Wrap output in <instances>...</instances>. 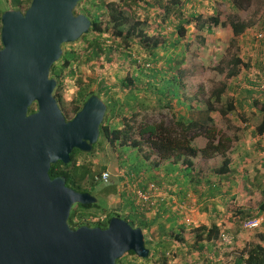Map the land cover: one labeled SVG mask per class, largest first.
Here are the masks:
<instances>
[{"label": "trees", "instance_id": "16d2710c", "mask_svg": "<svg viewBox=\"0 0 264 264\" xmlns=\"http://www.w3.org/2000/svg\"><path fill=\"white\" fill-rule=\"evenodd\" d=\"M188 1L80 0L74 8L75 13H84L91 20L89 31L79 37L86 42L84 47L86 54L83 62L90 63L104 54L106 61L109 63L114 58H119L130 61L132 67L130 74H127L128 76L125 75L118 80L117 84L111 85L114 89L118 86L120 89L118 92L122 91L123 93L119 95L117 90H114L109 96L106 102L107 110L109 108V111L106 110V117L104 116L100 124V135L115 149L130 147L135 150L136 159L142 161L143 168L140 170L136 166L133 169L134 165L124 168L122 164L123 155L119 154L120 168L125 169L120 176L121 187L117 189L115 185L111 184L108 185V191L110 194L117 193L123 203H125L126 208H130V211L125 212V207H123V210L110 212L109 217H124L132 226H140L145 232H150L154 224H158L159 239L156 243L155 241H150L154 245L151 247L152 249L148 247L149 255L145 258L146 263H148L147 261L151 256L158 255L157 253H161L165 258L173 244H179L176 251L179 250L178 248L184 250L181 245L186 240L185 238L183 239L182 234L190 233L194 238L193 245L197 247H194L195 250H204V252L202 251L204 256L200 255L198 260L203 256V260L207 264L212 262V257L217 256L218 252L222 255L234 254L233 260L229 264H264L263 244L259 242L252 243L247 249H242V246L239 245V247L236 246L239 230H246L241 227V223L243 220L251 218L250 214L240 213L241 217L239 220L237 219L240 222L236 225L234 231L231 230L233 233L232 239L224 241L221 235H228L227 230L222 231L215 224L209 227L205 225L193 227L192 223L183 222L181 214L173 208L176 203L192 197L193 191L186 187L184 189L186 184H190L195 190V187L204 178L200 171L193 168L192 157L194 155L200 154L203 157L219 155L221 157L220 166L214 169V172H210L209 175L222 176L223 178L224 174L229 172L227 167L229 158L226 152L230 147L232 137L221 129L216 128L215 120L219 116H227L234 113L236 108H243V100L247 99L249 95L253 97L254 91H256L253 88L250 90L243 87L240 88V98L237 96L234 99L223 102L222 96L224 92L227 89H233L234 84L221 83V85L212 90L204 106L194 104L193 101L196 95L192 98L186 97L184 99L181 92V78L184 75V70L181 69V66L185 62V45L182 44V40L186 39L191 23L194 22L195 26L208 31L207 33H211V25L228 26L232 30L234 38L246 28L245 22L239 19L235 20V18H230L226 22V20H221L214 11H212L214 12L213 14H206V17L201 22L202 18L201 16L199 17L201 14L198 15L192 8H189L188 12L185 9V4ZM244 1L248 2V0H232L233 8L236 10L244 9L246 7L244 6ZM9 2L12 8L20 9L23 3L29 4L30 0H9ZM155 7L156 9L159 8L160 12L151 14L150 11L155 10ZM3 11L4 9L0 7V18ZM197 20L200 23H195ZM204 21L209 24H205ZM150 23L155 24V26L148 29L147 25ZM168 27L170 30L167 29ZM150 30L153 31L152 34ZM188 36L190 37V35ZM201 40H204L203 37ZM77 60L78 54L74 49L65 50L60 59L53 63L50 68V76L57 80L54 96L58 103L61 101V96L58 92L60 79L62 77L74 78L77 71L73 66ZM229 65L226 76L228 78H236L241 70L249 68L250 63L243 61L239 57H233L229 60ZM163 75L166 77L163 78ZM245 81L248 82L249 80ZM94 82H96V78H90L87 83L83 82L81 78H77V89L73 98L72 108L69 110L61 108L66 119L69 118V112L71 114L76 113L89 96L92 94L99 95L98 91L91 90ZM139 84L141 85L140 87H138ZM148 88H153L156 95L155 102L158 106L168 107L172 111L174 116L173 126L165 127L162 122L136 126L132 123L135 121L133 116V118L131 117L132 119L123 116L113 123L110 121L111 116L118 115L120 111L126 114L130 112L129 114L135 115L138 105L142 107L150 105L153 98L146 95L147 99L144 100L141 96H138L139 92L146 93ZM257 90L261 91V88ZM126 95L131 98L128 101V105H124V107L117 104L114 105V102H122L121 98ZM256 98L254 97L252 101L254 105L261 103L262 116L254 131L258 136H264V102ZM191 99L193 101L188 102ZM215 103H221V106L216 108ZM29 110L33 111V106ZM133 134H136L140 139L133 138ZM143 144L154 150L157 155L156 159L150 160L153 152H150V150L148 152L143 151ZM73 153L74 151L71 152L70 156ZM60 164L63 163L57 161L51 164L49 169L51 176L58 174L60 171L66 172L64 166L61 167ZM208 180H210V176ZM135 183L142 190H146L151 183L155 184L165 192L164 196L156 197V200L152 203L142 206L136 203L135 195L129 187V185ZM160 201L164 204L166 201L170 202L168 206L173 214L172 216L170 215L171 218L168 221L172 225H176L177 228L168 229L165 226V222L161 220L163 218L162 215H157L156 218L152 219L146 216V213L156 208ZM258 208L261 213H264V192L258 203ZM261 213L256 216L261 215ZM158 214L160 215V212ZM235 246L238 248L237 250H230ZM188 252L190 253V250ZM127 253L134 254L132 251ZM207 253L212 254V256H206L205 254ZM124 264L140 263L124 262ZM162 264H166L164 259ZM214 264H217V262H214Z\"/></svg>", "mask_w": 264, "mask_h": 264}, {"label": "water", "instance_id": "95a60500", "mask_svg": "<svg viewBox=\"0 0 264 264\" xmlns=\"http://www.w3.org/2000/svg\"><path fill=\"white\" fill-rule=\"evenodd\" d=\"M79 1L30 0L24 10L1 14L0 264H117L128 251L149 255L144 230L118 216L80 239L67 217L74 203L91 197L68 188L63 176L49 175L51 164L70 161L73 148L91 149L107 110L92 94L66 119L54 96L50 68L62 45L91 26L88 16L74 12Z\"/></svg>", "mask_w": 264, "mask_h": 264}, {"label": "rangeland", "instance_id": "374dc122", "mask_svg": "<svg viewBox=\"0 0 264 264\" xmlns=\"http://www.w3.org/2000/svg\"><path fill=\"white\" fill-rule=\"evenodd\" d=\"M250 1L251 3L253 1V5L250 4L251 6H248L249 8L245 7L244 12H241L243 17L244 14H247L245 17L247 24L251 22L255 23L256 18L257 17L260 18V16H262L264 12V0H248V2L244 1V6L249 5L248 3ZM27 5H28L27 3H23L20 9L24 10L27 7ZM224 5H222V10H221L222 18H223L222 20L224 21L226 20V22L230 18H235V20L238 19L240 20L241 16L236 13H233L237 11L236 9L235 11H233L225 7ZM0 7L4 10L8 8H12L9 0H0ZM240 10L242 11L243 9ZM141 16L143 17L142 14ZM154 26L155 24H151V23L147 25L148 29H151ZM191 27H192L191 36L182 40V44L185 45V62L181 66V69L184 70V75L181 78L182 81L181 92L184 96V99L186 97L192 98L194 95H196L194 101L193 99H191V101L188 100V102L193 101L194 104H196L197 106H204L212 90H214L216 87L221 85V83H225L227 85L232 83L234 84L233 89H227L224 92L222 96L223 102H225L226 100L234 99L236 96H238L237 91L239 87L243 88L245 86L247 87L253 86L254 90H256L257 92H261L262 96H264V92H263L264 79L263 81H261V79L259 78L257 81L247 82L243 79H240V77L228 78L226 76L227 69L230 66L229 60L231 58L239 57L242 58V60H245L246 57L249 58L252 55L251 52L250 53L248 52L249 48L245 46L244 43L241 42L240 36L235 38L234 36H229V27L227 26V27L218 28L214 33L209 34L208 40L205 43L204 40L203 41L201 40L202 33L198 31V29H196V26L192 24L190 28ZM150 32L152 34L151 30ZM252 33L255 39L252 45L257 49H262V47H264V44L262 45L256 39L254 29ZM85 44L86 42H84L79 38L74 42L65 43L62 45L63 51L74 49L78 54V60L76 61V63L74 62V66H73L76 68L77 71L76 75L72 79H70L69 77L67 78L62 77L60 79V83L58 86V92L61 96V101L59 104H60V108H62L63 110H69L73 106V98L77 89V83H76L77 78H81V80H83V82L85 83H87L90 78H96V82L92 84L91 90L98 91L100 97H102L107 102L109 96L114 92V90H117V92L118 90H120L118 86L115 87L114 89L112 88V86L110 87V85L115 83L117 84L120 77L123 78L125 75L130 74L129 72H131L130 70L132 67L130 61L114 58L113 61L109 63L106 61L104 54H102L98 59L92 60L90 63L83 62L86 54V50L84 48ZM218 63L219 65L217 66ZM243 71L244 70H242V72ZM164 77L166 76L163 75V78ZM242 77L243 76L241 75V78ZM104 82L107 85L108 84L109 85L108 86L105 85ZM140 86L141 85L139 84L138 87ZM258 88H261V91L257 90ZM118 93L120 95L123 92L119 91ZM146 95L153 98L151 100L152 102H150V105H146L145 107L138 105V107H136L135 110L136 112L135 115L129 114L130 112L126 114L120 111L118 115H113V117L111 116L110 121L113 123L117 119L126 116L127 118L130 119L135 117L134 119L135 121H133L132 123L136 126H139L140 124L158 123V122L164 123L165 127L173 126L174 116L172 111L168 107L158 106L156 104L155 102L156 95L153 91V88H148V91H146V93L139 92L138 94V96H141L142 99L144 100L147 99ZM130 99L131 98H128L127 95L123 96L121 98L122 102L120 101L114 102V105L117 104L118 106L124 107V105H128L129 103L128 101ZM249 104L253 105L254 103L251 100ZM215 106L216 108H219L221 106V103H215ZM254 106L256 107L257 105ZM33 108L35 109V105H33ZM107 111H109V108ZM236 113L237 112L228 114L227 116L217 117L215 120L216 128L221 129L224 133L230 135L231 137L235 136L236 132H238V127H236V125L232 123V121L234 120L232 116H234ZM68 115L70 118L74 114H71L69 112ZM132 137L140 139L136 134H133ZM149 150L150 152H153L151 154L150 160L156 159L157 155L156 153H154V150L153 149L151 150L148 145L143 144V151L148 152ZM119 154L123 155L122 164L124 165V168L126 167L128 168L132 165H134L133 169H135L136 166H138L140 170L143 168L142 161L136 159L137 154L135 150L131 149L130 147L115 149L107 141H105V139L102 136L98 138L91 152H88L86 154V157L83 158L84 159L88 158V160H94L95 169H98L100 171L104 169L110 173L109 183L107 184L102 181H99V184L104 186L106 184L107 185L113 184L118 189L121 187L120 176L122 175V172H124L125 170L123 168L122 169L120 168L121 166L119 164L120 162ZM109 202H110V212L123 210V207H125L124 208L125 212L130 211L129 210L130 208L129 207L126 208L125 203H123L121 197L117 193L115 194L109 193ZM169 228L174 229L177 228V226L170 225ZM186 234L187 236L189 235L192 236L190 233H186ZM182 237L184 239L185 237L184 233L182 234ZM158 238L159 235L155 232V230L152 232V234L149 232H145L146 245L149 248L153 247L154 245V243L151 244L150 241L152 240L153 242L155 241L156 243L158 242ZM181 248H184V244L181 245ZM176 250H177L176 246L175 247L172 246L169 253L165 255V258L161 255V253H157L158 255L150 257V259L147 261L148 263H146V259H145L147 257L145 258L139 257V259L136 260L135 263L162 264V261L164 259L166 264H169V261L171 264H182L181 262L184 261V250L181 252H178Z\"/></svg>", "mask_w": 264, "mask_h": 264}, {"label": "crops", "instance_id": "0c3cea01", "mask_svg": "<svg viewBox=\"0 0 264 264\" xmlns=\"http://www.w3.org/2000/svg\"><path fill=\"white\" fill-rule=\"evenodd\" d=\"M248 4L249 5H247L246 8H249L248 6L253 5V1L252 3L250 1ZM222 5L235 11L232 6V0H189L185 4V9L188 12V10H190L189 8H192L194 12H197L198 15L201 14L199 15V17L201 16L202 18L201 22L203 21V18L206 17V14H213L214 12L217 13V15H219L220 19L222 20ZM244 10L245 9L242 11L237 10L236 12L232 11L233 13L241 16L240 21L246 23L245 30L236 37L240 36L241 42L249 48L248 52H251L252 55L249 58L246 57L245 60H243L250 63L249 68L245 69L243 72L241 70L237 77H240V79L243 80H249L251 82L257 81L259 78L261 81H263L264 47H262V49H257L252 45L255 40L252 33L253 29H255V24L252 22L247 24L245 20L247 14H244V17L241 14V12H244ZM150 12L153 14V12H160V10L159 8L156 9L155 7V10L153 9ZM257 19L258 17L256 20ZM261 19L262 23H264V12ZM195 23L200 22L197 20ZM204 23L209 24L205 21ZM192 24H194V22H192L190 26H192ZM218 28L222 27L220 25H211V33H214ZM167 29L170 30L169 27ZM191 29L192 27L189 28L187 37H189L188 35L191 36ZM196 29L202 33L201 35L206 43L209 34L211 33H207L208 31L200 29L197 26ZM229 36H233L232 30L230 28ZM258 41L261 44L263 43L260 40ZM241 75L243 76L242 78ZM105 85L107 84L105 83ZM245 87L249 88L250 90L253 88V86ZM240 88L241 87H239L237 91L238 98H240ZM253 95L254 96L252 98L249 95L247 99L243 100V108H236L235 112L237 113L232 116L234 119L232 123L238 127V132H236L235 136H232L230 147L226 152L229 158V164L227 166L229 172L225 173L223 178L222 176L217 177L216 175H209L210 172H214V169L220 166L221 157L219 155L203 157L200 154H197L192 157V161L194 163L193 168L200 171L202 177L204 176V178L202 182L198 184L197 187H195V190L190 184H186L184 186V189L186 187L193 191L194 195H192L195 201V210L191 214L193 224L192 226L196 227L199 225H205L209 227L210 225L215 224L220 227V230H227L230 239H232V231L235 230L236 225L240 222L238 220L241 217V212L248 213L252 217L261 213L260 209L258 208V203L261 200L264 192V136H258V134H256L254 131V128L261 120L262 111L261 103L256 107L254 104L251 105L249 103L254 97H257L256 99L264 102V96H262V93L257 91H254ZM162 175H164V173H162ZM209 176L210 180H208ZM168 204H170V202L166 201L164 204L162 201H160L156 208L146 213V216L152 219L156 218L157 215H162L163 218L161 220L165 222V226L169 229L170 225L172 224L168 220L171 218L170 215L172 216L173 212H171ZM161 206L163 207L161 208ZM159 212L160 215L158 214ZM157 225V223L154 224L149 233H152L155 230V232L158 234ZM184 236L186 240L184 242V261L181 263L207 264V262L203 260L204 250H202L203 252L195 250L197 247L193 245V236H187L186 233ZM237 238L238 241L236 242V246H242V249L249 248V245L252 243L259 242L264 245V224L254 230H239ZM173 246H176L177 248L179 247V244H173ZM236 246L230 250H237L238 248ZM178 249L183 251L180 248ZM179 250L178 252H181ZM188 250H190V253ZM200 255L203 256L200 260H198ZM205 255L212 256L210 253ZM233 256L234 254L222 255L220 252H218L217 256L212 257V262L210 264H214V262H217V264H229V262H232ZM169 264H171L170 261Z\"/></svg>", "mask_w": 264, "mask_h": 264}, {"label": "flooded vegetation", "instance_id": "af4514ba", "mask_svg": "<svg viewBox=\"0 0 264 264\" xmlns=\"http://www.w3.org/2000/svg\"><path fill=\"white\" fill-rule=\"evenodd\" d=\"M100 136L101 135L99 133V137ZM94 145L95 143L88 151H84L78 148H73L72 151H74V153L72 154V156H70V161L68 163L60 164L61 167L64 166L66 172L60 171L58 174H55L54 176H51L49 174L50 177L63 176L65 179V185L68 188L79 193H86L91 197V200L88 202L74 203L71 206L67 217L68 227L70 228L71 231L80 230L81 232L79 233V238L82 240H84L87 237L86 235L87 231H91L94 229L100 231L105 230L108 227L110 220L109 217L110 202H109L108 185L106 184L104 186L99 184V181H101L100 180L101 173L100 170L94 168V164H95L94 160H88V158L87 159L83 158L86 157V154L88 152H91V150L94 148ZM145 243H146V239H145ZM101 256H102V250H101ZM96 259L97 256L95 254L94 261H96ZM101 259L103 260V256L101 257ZM138 259L139 257L135 255V253L128 254L126 252L122 255V257L116 260V263L124 264L125 261L135 262Z\"/></svg>", "mask_w": 264, "mask_h": 264}, {"label": "built area", "instance_id": "2783aa9c", "mask_svg": "<svg viewBox=\"0 0 264 264\" xmlns=\"http://www.w3.org/2000/svg\"><path fill=\"white\" fill-rule=\"evenodd\" d=\"M262 16L256 20L255 24V37L256 39L262 41L264 44V23H262ZM110 179V173L107 170H103L100 174V180L104 183H109ZM131 191L134 193L136 198V203L141 204L142 206L150 204L153 201H155L156 197L164 196V191L161 190L160 187H158L155 184H149L146 190H142L140 187H137L136 183L129 185ZM174 209L181 214L182 221L186 223H192L191 220V213L195 209V201L193 197L189 198L188 200H183L179 203H176L174 206ZM264 222V213L251 217L248 219H245L241 223V227L246 230H254L261 226V224ZM224 241H229L230 237L226 234L221 235Z\"/></svg>", "mask_w": 264, "mask_h": 264}]
</instances>
